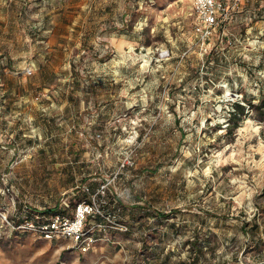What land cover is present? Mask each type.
Returning a JSON list of instances; mask_svg holds the SVG:
<instances>
[{
  "label": "rangeland",
  "instance_id": "374dc122",
  "mask_svg": "<svg viewBox=\"0 0 264 264\" xmlns=\"http://www.w3.org/2000/svg\"><path fill=\"white\" fill-rule=\"evenodd\" d=\"M197 25L194 0H0V264H264V0ZM81 203L87 251L19 227Z\"/></svg>",
  "mask_w": 264,
  "mask_h": 264
},
{
  "label": "built area",
  "instance_id": "2783aa9c",
  "mask_svg": "<svg viewBox=\"0 0 264 264\" xmlns=\"http://www.w3.org/2000/svg\"><path fill=\"white\" fill-rule=\"evenodd\" d=\"M243 2L244 0H194V12L198 23L197 35L203 43L212 40L221 30H225L232 11L240 7ZM92 213H94L92 204L81 203L77 207L74 219L53 214L46 217L43 223L35 224L32 221H25L19 227L39 230L48 239L56 236L74 238L79 241L81 249L87 251L93 239L87 235L88 229L84 223ZM4 218L10 222L6 216ZM125 228L127 229V227Z\"/></svg>",
  "mask_w": 264,
  "mask_h": 264
},
{
  "label": "trees",
  "instance_id": "16d2710c",
  "mask_svg": "<svg viewBox=\"0 0 264 264\" xmlns=\"http://www.w3.org/2000/svg\"><path fill=\"white\" fill-rule=\"evenodd\" d=\"M250 107L252 108V111L257 112V116L260 120H264V96H262L258 103H252L250 104ZM233 111L230 112V120L236 119L237 116H241L244 114V106L241 103H236L233 107ZM49 212L53 211V209H49Z\"/></svg>",
  "mask_w": 264,
  "mask_h": 264
}]
</instances>
